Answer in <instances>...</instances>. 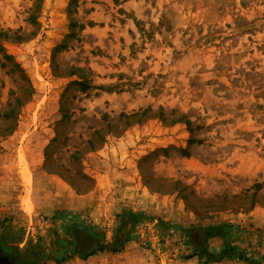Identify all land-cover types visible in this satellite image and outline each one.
<instances>
[{"label":"rangeland","instance_id":"374dc122","mask_svg":"<svg viewBox=\"0 0 264 264\" xmlns=\"http://www.w3.org/2000/svg\"><path fill=\"white\" fill-rule=\"evenodd\" d=\"M0 187L22 264H249L190 259L220 221L264 264V0H0Z\"/></svg>","mask_w":264,"mask_h":264},{"label":"trees","instance_id":"16d2710c","mask_svg":"<svg viewBox=\"0 0 264 264\" xmlns=\"http://www.w3.org/2000/svg\"><path fill=\"white\" fill-rule=\"evenodd\" d=\"M140 213L130 212L126 224H132L138 221ZM72 234L75 236V240L89 233L92 235V231L83 226V224L73 221L70 225ZM184 240L192 248V253L189 256L198 257L201 262L213 263L220 262L224 259H238L249 264H257L255 252L248 247H245L244 240L242 239V227L230 223L228 221H220L209 224H194L191 226L180 227ZM214 238H220L222 244L217 247H210L209 241ZM127 238H122L120 245L123 246ZM98 247L100 251L105 250V243L102 242V238L98 236ZM95 251L90 252H78L83 259L92 255Z\"/></svg>","mask_w":264,"mask_h":264},{"label":"water","instance_id":"95a60500","mask_svg":"<svg viewBox=\"0 0 264 264\" xmlns=\"http://www.w3.org/2000/svg\"><path fill=\"white\" fill-rule=\"evenodd\" d=\"M38 253L35 251H30L23 254H18L17 259H11L6 254L0 252V264H16V263H33L38 260Z\"/></svg>","mask_w":264,"mask_h":264},{"label":"crops","instance_id":"0c3cea01","mask_svg":"<svg viewBox=\"0 0 264 264\" xmlns=\"http://www.w3.org/2000/svg\"><path fill=\"white\" fill-rule=\"evenodd\" d=\"M0 192H2L1 187H0ZM132 207L135 208L134 206H132ZM102 258H103V253L97 252L96 254H93L92 256H90L89 258H86V259H82L78 256H75L72 258L70 257V258H68V260H66L62 264H103Z\"/></svg>","mask_w":264,"mask_h":264},{"label":"bare ground","instance_id":"6f19581e","mask_svg":"<svg viewBox=\"0 0 264 264\" xmlns=\"http://www.w3.org/2000/svg\"><path fill=\"white\" fill-rule=\"evenodd\" d=\"M24 169H26V168H24ZM25 171L28 173V170H25ZM25 171H23L24 174L26 173ZM24 174H23V175H24ZM28 175H29V174H28ZM29 176H30V175H29ZM27 177H28V176H27ZM28 179H29V177H28ZM28 179H27V181H28ZM28 183H30V182H28ZM26 203H28V202H26ZM27 207L30 208V205L27 204ZM31 209H32V208H31Z\"/></svg>","mask_w":264,"mask_h":264}]
</instances>
